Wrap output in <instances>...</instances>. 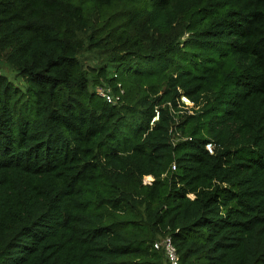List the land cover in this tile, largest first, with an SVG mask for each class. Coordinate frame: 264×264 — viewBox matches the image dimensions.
<instances>
[{"label":"trees","instance_id":"obj_1","mask_svg":"<svg viewBox=\"0 0 264 264\" xmlns=\"http://www.w3.org/2000/svg\"><path fill=\"white\" fill-rule=\"evenodd\" d=\"M167 236L264 264V0H0V264H169Z\"/></svg>","mask_w":264,"mask_h":264},{"label":"built area","instance_id":"obj_2","mask_svg":"<svg viewBox=\"0 0 264 264\" xmlns=\"http://www.w3.org/2000/svg\"><path fill=\"white\" fill-rule=\"evenodd\" d=\"M118 87V93H113V91L111 90V88L107 85H96L95 86V91L97 93V95H99L101 98H103L106 102L108 103H115L117 100H119L121 98V94H123V88L121 87L120 84H117ZM184 99H187L185 96H182ZM181 97V100H182ZM182 102L185 105H191L188 104L186 102H184V100H182ZM206 149L209 152L213 151V144L208 142L206 144ZM154 246L156 248H162L165 254V257L167 259V262L169 264H177L178 263V254L177 251L174 247V245L171 242V239L167 236L162 238L160 241L155 242Z\"/></svg>","mask_w":264,"mask_h":264},{"label":"rangeland","instance_id":"obj_3","mask_svg":"<svg viewBox=\"0 0 264 264\" xmlns=\"http://www.w3.org/2000/svg\"><path fill=\"white\" fill-rule=\"evenodd\" d=\"M86 60H88L87 62H90L89 64H91L92 66H96V62L95 61H90V59H86ZM4 68V70H5V72L7 73V75L9 76V78L10 79H12L13 81H14V83L15 84H18V85H21V86H25V84L24 83H22L21 81H19V80H17L16 78H14L13 77V74L11 73V71L6 67V65H4V64H1ZM104 83V82H103ZM107 83H105V85H106ZM98 85V84H97ZM182 100H184V102H186V103H188V104H191V102L188 100V99H184L183 97H182ZM152 178V177H151ZM143 180L145 181V182H147V181H149V180H151L150 179V176H145L144 178H143Z\"/></svg>","mask_w":264,"mask_h":264},{"label":"bare ground","instance_id":"obj_4","mask_svg":"<svg viewBox=\"0 0 264 264\" xmlns=\"http://www.w3.org/2000/svg\"><path fill=\"white\" fill-rule=\"evenodd\" d=\"M150 179H151V176H150Z\"/></svg>","mask_w":264,"mask_h":264},{"label":"water","instance_id":"obj_5","mask_svg":"<svg viewBox=\"0 0 264 264\" xmlns=\"http://www.w3.org/2000/svg\"><path fill=\"white\" fill-rule=\"evenodd\" d=\"M152 179V178H151Z\"/></svg>","mask_w":264,"mask_h":264}]
</instances>
